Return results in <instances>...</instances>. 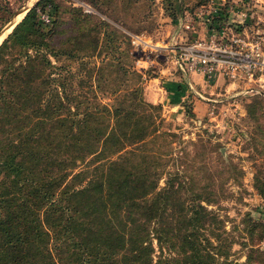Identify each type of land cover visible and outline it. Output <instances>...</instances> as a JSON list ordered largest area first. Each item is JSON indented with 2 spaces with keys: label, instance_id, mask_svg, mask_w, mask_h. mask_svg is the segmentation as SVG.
<instances>
[{
  "label": "trees",
  "instance_id": "obj_1",
  "mask_svg": "<svg viewBox=\"0 0 264 264\" xmlns=\"http://www.w3.org/2000/svg\"><path fill=\"white\" fill-rule=\"evenodd\" d=\"M56 6V0H38L11 32L26 60L6 59L11 45L7 38L0 44V62L6 63L3 75L7 74L1 108L19 120L0 126V172L10 181L5 193L0 191V264H236L231 257L233 240L220 230L224 220L202 202L212 199L196 190L187 205L183 173L167 169L177 133L164 126L162 104L137 98L138 89L117 98L125 107L106 105L86 113L96 118L110 113L113 123L93 124L84 116L60 124L62 135L51 147L60 155L47 156L37 80L41 64L53 65L43 47H51L48 36L60 18ZM77 6L85 15H96ZM176 7L185 11L180 1ZM41 12H48L50 20ZM225 13L219 9L212 14V24L222 23ZM23 86L33 93H22ZM127 100L133 107H126ZM25 108L35 120L23 122L28 117ZM163 174L167 177L161 186ZM262 238L263 234L252 235L247 261L238 264H257L252 263L258 260L253 252L264 254L257 245ZM241 244L247 246V240Z\"/></svg>",
  "mask_w": 264,
  "mask_h": 264
},
{
  "label": "rangeland",
  "instance_id": "obj_2",
  "mask_svg": "<svg viewBox=\"0 0 264 264\" xmlns=\"http://www.w3.org/2000/svg\"><path fill=\"white\" fill-rule=\"evenodd\" d=\"M35 1L0 0V32L18 10ZM56 1L60 18L48 36L51 47L41 45L53 65L41 64L37 80L42 101L39 117L44 129L42 141L47 156L60 155L58 150L51 148L62 135L60 124H71L84 116L93 124L97 121L113 123L114 115L110 113L102 118L86 113L107 106L111 109L118 105L123 107L117 98L126 91L138 89L137 98L162 104L160 112L165 117L164 126L177 133L172 137L174 147L170 145L167 169L173 174L177 169L183 173L182 192L187 196V205L192 203L196 190L212 199L202 202L224 220L220 230L233 240L231 257L238 263L247 261L252 235L263 234L257 245L264 251V83H243L236 89L225 91L223 88V93L206 88L202 90L206 97L197 94L193 98L190 94L185 98L180 92V97L178 89L182 88L183 78L172 57L156 56L153 64L146 66L147 62H143L145 68L142 67L138 59L148 54L135 49L128 34V31H145L154 40H166L180 31L182 42L204 38L215 27L212 20L206 24L205 13L214 7L228 11L232 6L222 21L227 23L230 33H247L249 39L257 34L264 35V0H210L204 5L201 2L205 0H86L95 4L96 15L83 14L77 9L75 0ZM177 1L184 12L177 9ZM54 8L50 12L54 13ZM184 14L191 25L180 28L179 19ZM14 27L2 36L0 44L7 38V46L11 47L6 48L5 58L19 63L27 58L20 52L24 48L10 37ZM5 64L0 62V93L7 75H3ZM8 88L6 86L4 91ZM236 91L241 92L233 94ZM21 92L33 93L26 86ZM197 99L201 104L197 105ZM127 101L126 107H133L132 102L128 105L131 100ZM2 103L0 100V126L17 123L18 116L5 115ZM78 109L77 118L74 113ZM23 114L28 115L23 122L35 120L28 108ZM66 137L64 141L70 134ZM20 160L29 165L27 160ZM166 177L167 174L161 177V186ZM9 185L7 175L0 172V191L5 193ZM3 203L0 200V214ZM202 230L210 233L208 229ZM211 238L215 242V237ZM244 240L247 246L241 244ZM253 255L258 260L252 263L264 264V254L253 252Z\"/></svg>",
  "mask_w": 264,
  "mask_h": 264
},
{
  "label": "built area",
  "instance_id": "obj_3",
  "mask_svg": "<svg viewBox=\"0 0 264 264\" xmlns=\"http://www.w3.org/2000/svg\"><path fill=\"white\" fill-rule=\"evenodd\" d=\"M75 4L82 6L86 12H98L95 6L85 0H75ZM231 8L232 6H229L228 12H231ZM219 9L214 7L209 13H205L207 25L211 21V15ZM41 17L46 21L50 20L48 12H41ZM178 24L180 28L191 25L186 14L180 17ZM214 26L206 37L188 42H182L180 31L173 33L166 40H154L145 31H128V34L134 48L148 54L146 58L138 59L144 68L143 62H147L146 66L151 65L156 56H165L172 57L177 69L184 75L191 71H202L208 78L223 74L240 84L259 82L263 85L264 35L257 34L247 39V33H230L224 21ZM189 85L194 89L192 82H189Z\"/></svg>",
  "mask_w": 264,
  "mask_h": 264
},
{
  "label": "crops",
  "instance_id": "obj_4",
  "mask_svg": "<svg viewBox=\"0 0 264 264\" xmlns=\"http://www.w3.org/2000/svg\"><path fill=\"white\" fill-rule=\"evenodd\" d=\"M1 39H2V37H1ZM0 42H1V40H0ZM179 73L181 74V76L183 78V81L181 82L182 88H179L180 90L178 89V94L180 97L183 95V97L186 98L190 94H192L193 98L197 97V94L199 96L206 97L202 93V90H205L206 88H210L212 90L214 89L215 91H218V93H223L221 91L223 88L226 91V90H229L230 88L236 89V88L241 86L240 83L230 80L228 77L224 76L223 74H219V75L213 76L211 78H208L202 71H191L190 73H188V75H184L182 73V71L179 70ZM189 82L193 83L194 89H192L190 87ZM161 87H163V86H161ZM217 88H219L220 90H217ZM180 92L182 95H180ZM211 92H213V91H211ZM240 92L241 91H236L233 94H238ZM174 95H177V91ZM208 98L212 99V100L215 99V98H211V97H208ZM195 102L198 103L197 105L201 104L200 102H198V99Z\"/></svg>",
  "mask_w": 264,
  "mask_h": 264
},
{
  "label": "water",
  "instance_id": "obj_5",
  "mask_svg": "<svg viewBox=\"0 0 264 264\" xmlns=\"http://www.w3.org/2000/svg\"><path fill=\"white\" fill-rule=\"evenodd\" d=\"M37 2H38V0L35 1L32 5L26 4L23 8H21L20 10H18V11L15 13V16H14V17L10 20V22L5 26V28L1 30L0 34H1L3 31H5L7 28L11 27L14 23H15V25H16L17 22L19 21V20H17V21L15 22V18L17 17V15L20 14V13H22V12H24V11H25V13H24V15H25V14L29 11V9H30L34 4H36ZM24 15H23V16H24ZM15 25H14V26H15ZM14 26H13V27H14ZM236 264H238L237 261H236Z\"/></svg>",
  "mask_w": 264,
  "mask_h": 264
},
{
  "label": "bare ground",
  "instance_id": "obj_6",
  "mask_svg": "<svg viewBox=\"0 0 264 264\" xmlns=\"http://www.w3.org/2000/svg\"><path fill=\"white\" fill-rule=\"evenodd\" d=\"M24 13H25V11L22 12V13H20V14H18L17 17L15 18V22H16L17 20H19V18L22 17ZM14 25H15V23H14L11 27L7 28L5 31H3V32L0 34V40H1V37H2L3 35L7 34V33L12 29V27H13ZM2 40H3V39H2ZM2 40H1V41H2Z\"/></svg>",
  "mask_w": 264,
  "mask_h": 264
}]
</instances>
